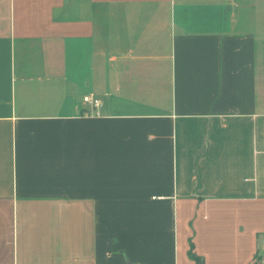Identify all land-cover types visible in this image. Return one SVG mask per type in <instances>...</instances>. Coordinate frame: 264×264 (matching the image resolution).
<instances>
[{"label": "crops", "instance_id": "1", "mask_svg": "<svg viewBox=\"0 0 264 264\" xmlns=\"http://www.w3.org/2000/svg\"><path fill=\"white\" fill-rule=\"evenodd\" d=\"M261 209L264 0H0V264H251Z\"/></svg>", "mask_w": 264, "mask_h": 264}, {"label": "built area", "instance_id": "2", "mask_svg": "<svg viewBox=\"0 0 264 264\" xmlns=\"http://www.w3.org/2000/svg\"><path fill=\"white\" fill-rule=\"evenodd\" d=\"M83 101L86 104H89L92 108H95V113H98L97 108L100 105L99 98L93 96L92 94H86L83 96ZM251 264H264V238L255 252Z\"/></svg>", "mask_w": 264, "mask_h": 264}, {"label": "rangeland", "instance_id": "3", "mask_svg": "<svg viewBox=\"0 0 264 264\" xmlns=\"http://www.w3.org/2000/svg\"><path fill=\"white\" fill-rule=\"evenodd\" d=\"M261 210H262V209H261ZM263 211H264V210H262L261 213H263ZM227 220L230 221V220H232V218H230V217L227 216ZM197 263L200 264V263H202V261H201V260H199V261L197 260Z\"/></svg>", "mask_w": 264, "mask_h": 264}]
</instances>
